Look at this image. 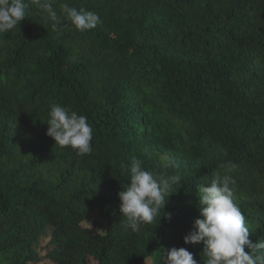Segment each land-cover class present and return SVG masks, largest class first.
<instances>
[{
  "label": "trees",
  "instance_id": "16d2710c",
  "mask_svg": "<svg viewBox=\"0 0 264 264\" xmlns=\"http://www.w3.org/2000/svg\"><path fill=\"white\" fill-rule=\"evenodd\" d=\"M25 2L0 33V264H163L156 252L173 247L203 264L183 237L216 175L235 180L249 238L264 241V0H51L96 13L84 32L53 31ZM53 103L87 117L91 153L45 135ZM133 157L181 176L171 218L137 232L117 196Z\"/></svg>",
  "mask_w": 264,
  "mask_h": 264
},
{
  "label": "clouds",
  "instance_id": "9594fccd",
  "mask_svg": "<svg viewBox=\"0 0 264 264\" xmlns=\"http://www.w3.org/2000/svg\"><path fill=\"white\" fill-rule=\"evenodd\" d=\"M33 2L46 13L53 31L61 32L63 28H69L84 32L101 23L96 13L77 9L67 2L60 4L59 13L53 8L51 0ZM28 9L29 4L25 0H0V33L17 27L26 18ZM61 16L68 21L67 24H62ZM45 124V135L55 145L69 147L79 155L91 153L93 128L86 116L53 103L49 106ZM164 166L179 167L174 160H165ZM121 168L128 174V181L117 194L119 213L124 218L125 229L137 232L142 225L152 223L161 209L164 210L165 200L171 194L170 190L181 184V176H156L145 170L142 161L135 157L130 164H121ZM234 185L235 180L231 176L216 175L199 188V218L183 237V243H202L203 264H264V241L253 242L249 238L246 218L234 202ZM163 213L160 218H171L170 214ZM161 260L163 264H197L193 254L185 247L161 250Z\"/></svg>",
  "mask_w": 264,
  "mask_h": 264
},
{
  "label": "rangeland",
  "instance_id": "374dc122",
  "mask_svg": "<svg viewBox=\"0 0 264 264\" xmlns=\"http://www.w3.org/2000/svg\"><path fill=\"white\" fill-rule=\"evenodd\" d=\"M162 159H163V160H166V155L162 156ZM97 220H98L97 214H93V215H91V216L89 217L87 223H88L89 225H91V223H92L93 221H97ZM161 250H164V248L158 249V251H157L156 254H155V259H156V261H158V262H163V261L161 260Z\"/></svg>",
  "mask_w": 264,
  "mask_h": 264
}]
</instances>
